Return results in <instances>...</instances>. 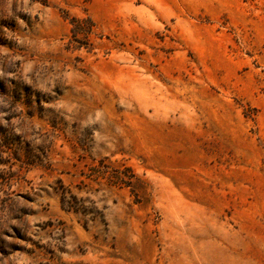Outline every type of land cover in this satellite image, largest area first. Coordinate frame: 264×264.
Here are the masks:
<instances>
[{"label":"rangeland","instance_id":"374dc122","mask_svg":"<svg viewBox=\"0 0 264 264\" xmlns=\"http://www.w3.org/2000/svg\"><path fill=\"white\" fill-rule=\"evenodd\" d=\"M0 264H264V0H0Z\"/></svg>","mask_w":264,"mask_h":264}]
</instances>
